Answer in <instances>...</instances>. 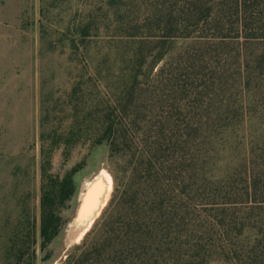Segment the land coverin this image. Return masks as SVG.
<instances>
[{"label": "trees", "instance_id": "16d2710c", "mask_svg": "<svg viewBox=\"0 0 264 264\" xmlns=\"http://www.w3.org/2000/svg\"><path fill=\"white\" fill-rule=\"evenodd\" d=\"M191 19L165 36L182 43L159 50L155 74L132 64L95 111L93 146L109 149L114 190L60 264H264V0H204ZM84 166L49 175L44 158L43 260ZM22 254L34 264V249Z\"/></svg>", "mask_w": 264, "mask_h": 264}, {"label": "rangeland", "instance_id": "374dc122", "mask_svg": "<svg viewBox=\"0 0 264 264\" xmlns=\"http://www.w3.org/2000/svg\"><path fill=\"white\" fill-rule=\"evenodd\" d=\"M203 1L0 0V264H26L22 251L30 247L34 264H60L81 243L70 225L87 184L106 170L114 190L109 149L93 146L95 111L117 99L134 76L132 64L157 72L159 50L182 43L165 36L193 29ZM255 120L264 133V115ZM44 158L55 176L85 162L49 260L40 238Z\"/></svg>", "mask_w": 264, "mask_h": 264}, {"label": "bare ground", "instance_id": "6f19581e", "mask_svg": "<svg viewBox=\"0 0 264 264\" xmlns=\"http://www.w3.org/2000/svg\"><path fill=\"white\" fill-rule=\"evenodd\" d=\"M96 179H99L100 183L96 187L93 186V190L89 193H83L86 208H84L81 214L80 224L77 229H75V235L72 237V240L75 242L81 241L85 233L92 227L94 221L101 214L111 197L113 190V179L111 175L106 170H102L95 180ZM91 184L92 182H89L87 186L90 187ZM91 195L93 196V199H91Z\"/></svg>", "mask_w": 264, "mask_h": 264}, {"label": "water", "instance_id": "95a60500", "mask_svg": "<svg viewBox=\"0 0 264 264\" xmlns=\"http://www.w3.org/2000/svg\"><path fill=\"white\" fill-rule=\"evenodd\" d=\"M99 183H100V180H99V179H96V180L94 179V180L92 181L91 186H90V187H89V186L87 187L86 194H87V192L89 193L90 191H92V190H93V186L96 187ZM91 199H93V196H92V195H91ZM84 208H86V204H85V200H84L83 197H82V202H81V205H80V207H79V209H78V211H77V215L75 216L73 222H72L71 225H70L72 235H75V234H74V233L76 232L75 229H77V227H78L79 224H80V221H81L80 218H81V214H82ZM99 216H100V215H99ZM99 216H98V217H99ZM98 217H97V218H98ZM90 229H91V228H90ZM90 229H89L87 232H89ZM87 232H86V233H87ZM86 233H85V235H86Z\"/></svg>", "mask_w": 264, "mask_h": 264}]
</instances>
